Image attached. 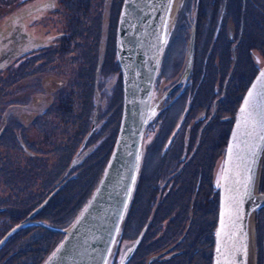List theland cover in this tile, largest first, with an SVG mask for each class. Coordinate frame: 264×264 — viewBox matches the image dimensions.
I'll return each instance as SVG.
<instances>
[{
	"label": "flooded vegetation",
	"instance_id": "1",
	"mask_svg": "<svg viewBox=\"0 0 264 264\" xmlns=\"http://www.w3.org/2000/svg\"><path fill=\"white\" fill-rule=\"evenodd\" d=\"M33 1L37 3L35 4ZM63 2L65 0H0V9L4 11L0 19L3 18L6 23V29L0 31V72L2 70L8 72L16 67L15 69L22 70L19 75L24 72L22 77H26L28 76L26 73L28 72L27 67L32 63H38L37 66L40 71L45 70L41 75L35 76L36 81L47 83L46 87H42V95L39 94L40 96L33 97L36 105L33 106L32 102L28 106L27 102L24 101L27 100L26 96L20 95L19 103L10 104L11 111L15 108L14 111L21 112V114L19 112L14 113L21 119L16 120L15 116H10L9 108H7L4 109V121L0 125L1 140L8 137L9 118L16 120L19 136L14 134L15 140L24 147L27 154H31L26 148H29L33 140L41 142L40 132L45 131L50 135L56 134L55 127L49 125L51 128H47V122L40 124L38 120L45 118L52 108H60L56 105L57 98H59L58 94L63 96L66 93L68 94L67 91L65 93V91L60 90L66 83V79L63 77L47 79L50 76V71L54 70V66L60 64L59 60L63 57L60 56L61 54H58V57H55V55L58 50H61L65 51V57L72 59L78 57V53L73 52L74 46L77 45L71 41L75 34L69 32V28L64 31L58 22V17H56V15L62 17L63 13H66L67 7ZM121 3L122 0H81L76 4L77 11L72 9L73 12L66 14L65 17L70 21V28H74L82 15L87 18L85 8L92 7L93 4L99 5L100 11H98L97 17L99 18L101 15L100 21L103 20V28L107 18V31L105 39V30L101 32L100 27L99 34L95 38L97 49L101 46V49L105 50L103 45L105 39V43L107 42L109 49H112L114 54L115 30ZM257 7L260 10L256 15V20L254 19L256 18L254 15L255 9L252 8ZM262 10L264 11L259 0L177 1L174 19L164 49L165 53L162 54L152 89L151 102L154 105L155 114L146 126L148 132L151 129L155 131L157 123L166 121V116H168L165 124L168 130H164V135L161 134L162 139L155 148L157 151L160 150L162 162L158 167L155 178L152 179L151 175L149 177L143 173L147 156L143 157L142 173L138 174V178L136 177L139 185L136 186L131 206L128 205L129 208L127 207L128 211L126 210L123 219L124 226L122 225L123 222L121 224L118 245L112 248L107 264H173L172 257L174 255L180 257L183 253L197 252L198 250L204 264H212L214 230L218 212V181L225 144L241 98L264 63L263 61L259 66L254 63V59L259 56L263 57L264 60V40H259L256 30L253 31V29H260L261 34L264 33L261 28L264 19L260 20ZM103 17L104 19H102ZM28 19L30 20L27 22ZM43 29L45 30V37L41 38ZM30 30H33L35 35H32ZM64 40H68V42ZM256 42L261 48H255L258 47L255 45ZM169 53H171L170 59L166 62L162 73L164 59L169 57ZM73 54H75L74 57ZM183 54L184 58L186 57L184 64H182ZM99 56L100 52L97 50L92 77H89L83 83V85L93 89L94 111L89 125L90 128L92 127L91 134L97 126L96 122L103 99L102 95L109 92L106 90L107 86L105 87V78L108 76L102 74L103 65L100 66L102 61H100ZM115 65L120 75L116 61L114 62ZM181 67L183 68L182 74L178 77L175 76ZM160 71L161 75H159ZM70 76L74 79L73 74H70ZM119 82L121 87V76ZM75 85L78 88L74 91V94L79 96L78 92L83 90V85ZM26 89H28L27 92H33V89ZM67 101L69 100L62 101L64 110L69 108L65 104ZM7 113L8 116H6ZM119 117L120 112L117 116L111 145L116 135ZM32 131L36 132L37 136L30 139L28 136ZM214 131L216 132L215 142ZM90 136L77 153L78 155H84L85 152L91 153L95 150L94 147L88 146ZM10 137L13 139L12 136ZM151 146L152 144L148 148V154L153 150ZM214 147L217 148L218 152H222L221 158L217 162L215 161L216 157L214 158L216 155H214ZM83 149L86 151L83 152ZM77 150L75 151L77 152ZM105 152L106 148L99 155L100 161L96 167L97 173L108 154L107 152L105 155ZM78 164L73 168L81 166V163ZM73 168L68 170V174ZM65 174L68 175L67 172ZM78 174L80 173L70 176V179H80L82 175L78 176ZM148 179L150 182L147 184V188L143 187L142 184L146 183ZM65 181L66 179L63 180V183ZM92 181L89 184L87 181L82 188L80 186L79 191L65 192V185L59 184L62 182L60 180L50 189L47 187L36 190L34 193H36L35 196L38 200L32 202L31 206H28L26 200H19L20 203L17 209L15 206L11 208L1 206L0 214H4L6 218H15L18 217V213L29 210L26 212L28 215L23 220L18 221L17 230H20V234H24L27 230V232H33V235L41 234L43 228L56 233L57 229L50 228L47 223L48 219L53 216L56 220L58 218L71 219L76 214L78 201L82 199L87 190L89 191L90 187L92 190ZM168 182L170 186L165 187ZM53 190V194L43 204H49L50 198H54L53 206H50L49 210H44L42 205L36 212L31 214ZM256 192H264V150L256 181ZM76 194L77 197L74 199ZM59 199L61 203H58ZM70 199H72L71 204L64 213L62 208L67 204L63 202H68ZM165 202L172 203L173 216L171 217V223L180 221L178 233H181L174 242L168 243L165 248H162V245L157 244V241L148 242V239L149 234L156 238L158 236L159 230L154 226H157L156 220L159 222L162 219L159 214L160 209L163 213L165 212L162 207V203ZM146 203H149L148 207L145 206L144 210L140 208L142 204ZM39 214L46 220L35 219ZM147 216L150 218L149 225L142 220L143 218L147 219ZM197 219H199L200 225L199 223L194 225ZM133 222L136 223L134 232L130 236H125L126 229L131 226L130 224L133 225ZM7 223L6 221L4 225ZM261 223L264 225V207H259L254 214L253 229L256 241L261 235ZM198 225L200 227L193 238L191 236L187 239L192 228ZM174 226L172 225V229L177 228V225ZM15 230L16 228L8 233L7 237L13 234ZM128 237H132L133 242L123 248L121 240ZM36 238V236H33L29 239L32 241ZM54 240L55 242L51 243L52 246L48 248L47 253L57 244L59 238ZM7 241L6 239L0 244V252ZM182 245L184 246L181 250ZM150 246H153L156 252L151 253L148 257L146 254ZM256 246L258 257L255 264H261L257 243ZM176 248L180 249L173 253Z\"/></svg>",
	"mask_w": 264,
	"mask_h": 264
},
{
	"label": "rangeland",
	"instance_id": "2",
	"mask_svg": "<svg viewBox=\"0 0 264 264\" xmlns=\"http://www.w3.org/2000/svg\"><path fill=\"white\" fill-rule=\"evenodd\" d=\"M81 0H65L64 5L67 7L66 13H63V16L56 15L58 17L59 24L63 27L64 31L68 30L69 32H72L75 34V37L72 42H74L77 46H74L73 52H77L78 57H74L75 54H73V59L70 57H65V51L58 50V53L55 55V57L59 56L58 54H61L60 56H63L60 58L59 62L60 64L58 66H54V70L50 71V76L47 77L49 80L52 77L56 78H64L66 79V83L63 85V88L60 89L62 91L68 92V94L59 95V98H57L56 105L60 108H52L51 111L47 114L45 118H41L39 121L40 124H43L44 122H47V128H51V126L55 127V133L54 135H50L46 133L45 131L40 132L41 135V142L39 143L38 140H33V143L29 145V148H26L31 154H27L24 147L18 143V141L15 140L14 134H17L19 136V129L16 125V120H20L21 118L16 116L15 114L20 111H17L14 109L11 111V104H17L20 101V95H25L27 100H24L27 102L28 106H30V103L33 102V106L36 105V101L33 99L34 96L39 95L42 93V87H46V82H41L38 80H35V76L41 75V73H44L45 70L40 71L37 66L38 63H32L29 67H27L26 72L28 76L22 77L24 72L21 73L22 70L15 69L16 67L12 68L11 71L5 72V70H2L0 73V125L4 121L3 119V112L4 109L9 108V115L15 116L16 120H11L9 118L10 127L8 132V137L5 139L0 140V207H14L17 209V206L19 205V200H26L28 202V206H31L32 202H35L38 200L36 198L34 192L38 190L39 188H50L53 187L62 180L59 184L65 185V192H71L74 190H78L86 185V182H91L92 190L97 183L103 166L106 162L104 158L101 168L96 172V167L100 161L99 155L102 150L106 148V153L108 152V149L110 147L113 134L115 132V126H116V120L117 116L121 109V87L119 82V72L117 70L116 65L114 66L115 60V54H113L112 49L110 50L108 47L107 42L105 43L106 39V25H107V18L104 23L103 28V20H101V15L98 18V11H100V6L97 4H93L92 7L88 6L85 8V12L87 14V18L82 15L79 22L76 23V26L73 28H70V21L66 16V14H71L73 11H77L76 4H78ZM35 4L37 3L36 1ZM259 3L261 4L262 8L264 9V0H259ZM34 4V3H33ZM258 4V3H257ZM32 5V4H31ZM259 5V4H258ZM260 7V5H259ZM255 9L254 15L256 16L259 13L260 8H252ZM253 11V10H252ZM102 12V9H101ZM4 11L0 9V17L3 15ZM34 13V12H33ZM260 20L264 19V11L262 10ZM98 18V19H97ZM104 19V17L102 18ZM257 20L256 18H254ZM30 19L27 20V22ZM251 20V19H250ZM6 23L4 22L3 18L0 19V31H4L6 28ZM86 26V27H84ZM79 27V28H78ZM101 27V32L105 30V39L103 45L105 46V50L101 49V46L99 49H97V44L95 41V38L98 36L99 31ZM262 31L264 32V22L261 25ZM250 29V28H249ZM256 30L257 37L259 40H264V33L261 34L260 29H253V31ZM252 31V33H253ZM32 35H35L33 30H30ZM248 32V31H247ZM251 32V31H250ZM37 37L39 38V33L37 32ZM45 37V30L43 29L41 38ZM262 37V38H261ZM68 42V40H64ZM94 42V44H93ZM95 45V47H94ZM255 48H261L259 47L258 42L255 43ZM89 47V48H88ZM100 52V61L103 65L102 67V74L108 76L105 78V87L107 88L109 92L107 94L103 93V99L101 101V107L98 112V119H97V126L93 134H91L89 140V145L91 147H94L95 150L93 152L88 153L85 152L83 157L79 158V163H81L80 167L73 168L75 166H78L79 164H76L72 166L73 168L70 171V174H68V165L70 161L72 160L73 156L76 154V149H78V146L80 147L83 138L87 134L89 130V125L91 121V116L94 111V104L92 102V94L93 89L90 88L87 85H83V83L90 77H92L93 73V65L94 61L96 60V54ZM173 50V49H172ZM255 52V51H253ZM165 53V52H164ZM168 58L164 59L162 73L164 70V66L168 59H170L171 53L168 54ZM164 57V56H163ZM40 62L42 60H39ZM186 61V57L184 58L183 54V61L182 64H184ZM263 57H258L257 59H254V63L259 66L263 62ZM161 62V59H160ZM159 62V65H160ZM64 69V70H63ZM159 69V66H158ZM157 69V72H158ZM182 67L179 69L180 71L175 74V76H179L182 74ZM5 72V73H4ZM161 71L159 72V75L162 74ZM70 74L74 75V79L71 78ZM164 76V75H163ZM22 77V78H21ZM75 84H81L83 87V90L79 91V96H75L74 91L78 88ZM41 85V86H40ZM36 86V87H35ZM33 89V92H27L28 89ZM24 89V92H23ZM42 95V94H41ZM40 96V95H39ZM67 101L65 104L69 107L67 110H64L62 105L65 100ZM34 100V101H33ZM11 103V104H10ZM14 115H13V114ZM8 116V113L6 114ZM168 116H166V121H162L159 124L157 123V126L155 128V131L148 132L147 129L144 130V134L142 137V148L140 152V157L138 160V166L136 171V177L138 178V174L142 173V163H143V157L147 156L146 164H144L143 173L152 176V179L155 178V174L158 171V167L162 162V155L159 153V151L155 150L157 147V143L161 141L162 135H164L166 129L165 124L167 123ZM49 125H51L49 127ZM165 130V131H164ZM164 131V132H162ZM159 132V133H158ZM162 134V135H161ZM157 135V136H156ZM12 136L13 139L10 137ZM36 132L32 131L28 138L33 139L36 137ZM156 136V137H155ZM161 136V137H160ZM152 139V142H151ZM216 141V132L214 131V142ZM152 144L151 148L153 150L148 154V148ZM87 147V146H86ZM160 147V146H159ZM86 151L83 149V152ZM216 154V155H215ZM220 151L218 152L217 148L214 147V158L216 157L215 161L217 162L218 159L221 158ZM80 157V154L78 155ZM82 156V155H81ZM83 162V163H82ZM215 164V163H214ZM215 166V165H214ZM67 172L68 175L65 173ZM77 173L78 176L82 175L80 179H70V176L75 175ZM86 175V176H85ZM84 176V178H83ZM66 181L63 183V180ZM85 179V180H84ZM137 182V183H136ZM150 182L148 181L144 184H142L143 187L147 188V184ZM138 184V181L135 178L134 185L131 192V197L129 200L128 205L131 206L135 189ZM139 185V184H138ZM170 186V183L168 182L165 187ZM90 190L87 192L84 199L81 200L79 205L76 209V214L79 211V208L83 206L85 200L90 195ZM91 190V191H92ZM54 191V190H53ZM90 192V193H89ZM89 193V194H88ZM28 195H31L30 197H26ZM55 195V194H54ZM77 197V194L75 195L74 199ZM28 199V200H27ZM53 200L54 198H50L49 204H45L42 207H44V210H49L50 206H53ZM72 199H70L68 202H63L67 204L64 208H62L63 212L66 210V208L71 204ZM80 201V200H79ZM78 201V202H79ZM61 203V200H58V203ZM77 200L75 201V203ZM74 203V204H75ZM23 204V203H22ZM26 204V203H25ZM149 204V203H148ZM148 204H142L140 208L143 210L145 209V206L148 207ZM172 203L165 202L162 203V207L165 209V212L163 213L160 209L159 216H162V219L158 222L156 220L157 226H154L157 230H159L157 238L154 237L152 234H149L148 242L150 241H157V244L162 245V248L166 247L168 243L174 242L179 234L178 233V226L180 225V221H176L175 223H171V217L173 216L172 212ZM27 206V205H26ZM128 206V208H129ZM28 208V207H27ZM1 211V208H0ZM29 211V210H27ZM18 213V217L15 218H6L4 217V214H0V240L4 238L6 233H11L10 230H8L10 227L14 226L12 228L17 230L18 221L23 220L28 214L26 212ZM128 211V209H127ZM162 212V213H161ZM65 213V212H64ZM71 218L73 219L75 215ZM71 216V215H70ZM209 216V215H208ZM40 218L41 220H46L45 218H42L41 215H37L35 217ZM67 220L69 222L70 218L68 219H62L58 218V220L54 219V216L52 218H49L47 223L49 224L50 228L57 229L56 233L53 231H49L48 229L43 228L41 231V234H45L46 236L37 237L36 239H33L30 241V237H33V232H24V234H17L13 238L9 240V249H12L15 245L24 242V245L21 247V251L16 250V254H12L11 258H9L7 261L5 260L6 254L4 253V250L2 249V253L0 252V264H26L30 263L34 257L35 259L40 258L42 255H44L42 252L45 248H48V246L51 244V241L55 238L58 239L61 235L60 230L64 229L67 224ZM143 222H146L147 225L150 224V218L147 216V219L143 218ZM197 221L194 223V225H197L200 222ZM8 222L6 225H4ZM201 221V220H200ZM155 223V222H154ZM68 225V224H67ZM124 226V221L123 224ZM126 229V235L130 236L136 227V223L133 222V225ZM172 225H175L174 227L177 228L172 229ZM196 226L192 228V231L190 235L187 237L189 239L193 238L194 234H196L197 229L200 226ZM37 226V225H36ZM40 226V225H39ZM261 226V235L256 241V237L252 234V241H251V250L252 255L251 258H253V264L254 260L258 257V251L256 250L257 245L259 246V254L261 257V264H264V225L262 223ZM143 228V227H140ZM8 230V231H7ZM15 230V231H16ZM7 231V232H6ZM14 231V232H15ZM18 231V230H17ZM205 235V234H204ZM155 238V239H154ZM8 240L9 237H7L4 240ZM118 239L119 236L116 238V243L114 244V248L118 245ZM186 239V240H187ZM133 242L132 237L125 238L124 240H121V246L125 248L126 246L130 245ZM182 245L180 248L183 249ZM201 246V244H200ZM199 246V247H200ZM30 247L28 250H24ZM203 247V246H202ZM176 248L173 253H175L176 250L180 249ZM48 250V249H47ZM148 253L146 256H150L151 253H155L156 249L153 246H150L148 249ZM13 252V251H12ZM172 252V251H171ZM185 252V251H184ZM183 253L180 257L178 255H174L172 259L174 260L173 264H204V260H201V257L199 256V250L197 252H191ZM198 255V256H197ZM191 257V258H188ZM188 258V259H187Z\"/></svg>",
	"mask_w": 264,
	"mask_h": 264
},
{
	"label": "water",
	"instance_id": "3",
	"mask_svg": "<svg viewBox=\"0 0 264 264\" xmlns=\"http://www.w3.org/2000/svg\"><path fill=\"white\" fill-rule=\"evenodd\" d=\"M177 1L122 0L114 39V52L120 70L122 91L121 114L116 136L101 175L89 197L72 221L60 230L61 239L40 264L107 263L131 197L144 130L154 118L152 89ZM262 73H264V63L241 98L225 144L218 181V212L212 264H218V261L219 264H253L252 234H248L249 220L256 208L264 206V192H256V180L264 150V139H261L264 137V75ZM249 91L253 93L249 107L251 116L249 125L245 127L243 117L247 114H241L240 109L244 106ZM91 132L92 127L70 161L68 170L78 164L79 158L81 160L83 157V155L79 157L77 153ZM230 145L233 148L231 155L228 152ZM253 148L256 151L254 183L250 192L245 194L246 190L242 185L236 183L237 180L244 178L238 157L249 156V150ZM53 192L49 193L31 214L36 212ZM233 199L238 201V205L232 203ZM222 211L225 212V232L231 234V230L240 233L237 242L241 237L244 238L247 245L246 255L240 253L233 255L231 240H221L223 247L221 253H217L219 238L216 233L221 228ZM229 211L233 213L234 223L229 221ZM240 228H243V232H240ZM7 234L0 240V244Z\"/></svg>",
	"mask_w": 264,
	"mask_h": 264
},
{
	"label": "snow or ice",
	"instance_id": "4",
	"mask_svg": "<svg viewBox=\"0 0 264 264\" xmlns=\"http://www.w3.org/2000/svg\"><path fill=\"white\" fill-rule=\"evenodd\" d=\"M262 75H264V73H262ZM252 95H253L252 91H249L248 97L245 98V104L240 109L241 114H247L243 117L245 127H247L250 123L251 113L249 112V107H250V98L252 97ZM238 127H240L239 120H238ZM250 134L251 133H249V135ZM235 135L236 134L234 133V136ZM261 139H264V137H261ZM232 151H233V148L230 145L228 149L229 155L232 154ZM255 156H256V151H255V148H253L249 150V156L238 157V159H240L241 161L244 178L242 180H237L236 183L239 185H242V187L246 190L245 194H248V192H250L251 187L254 183V177H255L254 165L256 164ZM232 203L238 205V201H236L235 199L232 200ZM224 217H225V212L222 211L221 212V228L218 229L216 233L217 237L219 238L217 241V249H216L217 253H221V250L223 247V245L220 243L221 240H231L233 241L232 248H231L232 254L234 255L235 253H240L241 255H246L247 245L244 242V238L241 237L239 241L237 242V237L240 234L239 232L231 231V230H230L231 234H229V232H225ZM228 218L230 222L234 223L233 213L231 211L228 212ZM237 219H239V217H237ZM240 232H243V228H240ZM53 255H55V253ZM218 264H219V261H218Z\"/></svg>",
	"mask_w": 264,
	"mask_h": 264
},
{
	"label": "trees",
	"instance_id": "5",
	"mask_svg": "<svg viewBox=\"0 0 264 264\" xmlns=\"http://www.w3.org/2000/svg\"><path fill=\"white\" fill-rule=\"evenodd\" d=\"M111 145V144H110ZM110 148V147H109ZM109 150V149H108ZM109 152V151H108ZM108 155V154H107ZM107 157V156H106ZM51 188V187H50ZM49 188V189H50ZM87 192H88V190L86 191V194H87ZM86 194L82 197V199H84V197L86 196ZM44 195V194H43ZM81 199V200H82ZM81 200L77 203L78 205H79V203L81 202ZM76 204V208H77V205ZM58 218V217H57ZM55 219V218H54ZM17 232H19V234H20V230H18V231H15L13 234H11L10 236H9V239H8V241L6 242V245L2 248L3 250H4V253L6 254V258H5V260L7 261L10 257H11V255L14 253V254H16L17 252H15L16 250H18V251H21V247L24 245V242L22 241L21 243H19V244H17V245H15L12 249H9V240L11 239V238H13L15 235H17ZM36 237H43V236H46L45 234H34ZM260 237V236H259ZM53 241V240H52ZM51 241V243L53 244L54 242H55V240L52 242ZM52 244H50L49 246H48V248H50V246H52ZM48 248H45L44 249V251L42 252L44 255H42L40 258H36L35 259V257H34V259L30 262V263H26V264H38V262H40V260L41 259H43L45 256H46V253H47V249ZM28 249H30V247H28L27 249H24V250H28ZM13 251V252H12ZM2 253V252H1ZM1 255V254H0ZM38 261V262H37Z\"/></svg>",
	"mask_w": 264,
	"mask_h": 264
}]
</instances>
